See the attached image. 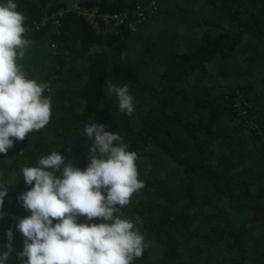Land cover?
<instances>
[{
  "label": "trees",
  "instance_id": "obj_1",
  "mask_svg": "<svg viewBox=\"0 0 264 264\" xmlns=\"http://www.w3.org/2000/svg\"><path fill=\"white\" fill-rule=\"evenodd\" d=\"M148 1L76 0L124 17L104 32L102 20L97 30L64 0H15L31 42L18 63L47 85L51 117L0 154L10 187L0 242L12 228L14 247H23L15 224L30 213L17 197L30 186L22 168L62 151L84 169L92 141L83 128L97 122L137 154L144 186L119 213L145 237L132 264H264V0ZM110 84L128 86L131 115ZM9 264H19L15 254Z\"/></svg>",
  "mask_w": 264,
  "mask_h": 264
},
{
  "label": "clouds",
  "instance_id": "obj_2",
  "mask_svg": "<svg viewBox=\"0 0 264 264\" xmlns=\"http://www.w3.org/2000/svg\"><path fill=\"white\" fill-rule=\"evenodd\" d=\"M25 31V16L15 0H0V154L44 128L51 117V99L44 95L47 85L29 78L18 63L31 43ZM109 91L121 112H134L127 85L110 84ZM83 134L92 141L84 169L66 161L62 151L22 168L30 187L17 200L30 214L20 217L15 229L24 237L23 247H14L9 228L6 243L0 242V264H9L13 254L19 264H132L143 255L144 235L132 220L119 215L144 186L138 179L137 154L102 123L86 124ZM9 188L0 179V208ZM4 215L0 211V220Z\"/></svg>",
  "mask_w": 264,
  "mask_h": 264
},
{
  "label": "built area",
  "instance_id": "obj_3",
  "mask_svg": "<svg viewBox=\"0 0 264 264\" xmlns=\"http://www.w3.org/2000/svg\"><path fill=\"white\" fill-rule=\"evenodd\" d=\"M154 6V4H153ZM73 10L79 14L85 15L87 19L90 20V23L97 29L100 30V20H102L106 27L104 28V32H113L116 30V27L120 24L124 23V17L120 14H99L98 10L95 7L92 8H82L79 6L78 2H75ZM58 15L53 16V23L57 21ZM144 15L139 14L138 18H136L135 22L130 25L132 30L136 29L138 23H140L144 19Z\"/></svg>",
  "mask_w": 264,
  "mask_h": 264
},
{
  "label": "rangeland",
  "instance_id": "obj_4",
  "mask_svg": "<svg viewBox=\"0 0 264 264\" xmlns=\"http://www.w3.org/2000/svg\"><path fill=\"white\" fill-rule=\"evenodd\" d=\"M64 2H66L67 5H68V8H67V9H73L76 0H64ZM148 4H151L150 6H152V5L154 4V6L157 7L155 1H153V0H149V1L147 2V5H148ZM152 8L154 9V7H152ZM151 23H152V27H153V30H152V36H153V38H155V34H157V31H158V29H159L160 27H159V25L157 24V21H155V20H154L153 22H150V23H149L150 26H151ZM156 24H157V25H156ZM134 30H135V29H134ZM146 31H147V29H146ZM260 76H261V74L258 75V78H259ZM219 79H220V83H221V85H223V86H227V84H229V80H228V78L220 77ZM233 81H237L236 76H234V79L232 80V82H233ZM230 83H231V82H230ZM262 91H263V94H264V89H263V88H262Z\"/></svg>",
  "mask_w": 264,
  "mask_h": 264
}]
</instances>
